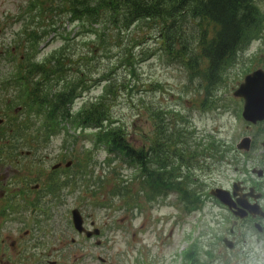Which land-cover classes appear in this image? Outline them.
Here are the masks:
<instances>
[{"label":"rangeland","instance_id":"374dc122","mask_svg":"<svg viewBox=\"0 0 264 264\" xmlns=\"http://www.w3.org/2000/svg\"><path fill=\"white\" fill-rule=\"evenodd\" d=\"M48 2L49 0H0V21L6 23L3 40L0 38V77L14 78L8 87L11 94L17 95L18 88L23 90L25 83L19 76L22 77V73H29L24 69H16L19 59L23 57L27 63V61L33 62L36 58L37 62H41L52 50L61 47L66 40L79 36L80 28L78 29L69 22L65 27L53 24L54 21L50 20L53 25L46 28L47 20L50 18L47 13L40 10H47L50 7ZM256 2L264 16V0H256ZM25 29L44 32L37 48L33 49L32 53L30 51L32 48L31 35L26 37L28 41L26 47L23 42L20 45L11 42L13 33L19 35ZM248 34L250 36L247 37ZM248 34L238 46L239 50H243V55L237 53L235 62L228 64L221 76L215 82H211V88H207L208 81L204 76L201 83V80L197 76H191L182 64L171 61L164 53L156 52L154 43L144 46V49H154L151 57L143 56L136 61L137 71L134 76V85L126 86L122 93L117 85L119 95L118 99L113 102L114 116L111 118L114 120V126L125 130V133L130 136H138L134 142L135 145L142 141L149 147L152 133L142 126L144 122L142 118L149 117L144 104H149L153 105L157 111L165 109L181 112L179 115L189 120L194 134V138L187 139L188 145L184 141L185 146L193 148L202 143L204 144L203 149L205 146L209 149L208 153L199 158L193 178L196 184L192 185L198 187L200 191L207 192L202 209L187 213L181 196H179L180 193L176 190L165 194L164 197L159 193L160 198L152 202L157 195L152 193L153 191H150L147 186H143L140 169L135 168L131 161L113 163L112 154L97 151L93 147L91 131L80 133L74 127L68 126L69 130L65 131L61 125V129L57 131L59 133L52 135L47 142V147L41 148L36 156L43 158L45 161L41 164L51 169L60 161L61 156L66 154L67 161H74L72 170L74 175V171L78 168L75 158L80 163L81 160H86V155H88V166L79 168L86 169L88 175L93 174L94 181L89 183L73 181V186L66 185L60 188L59 197L55 199L56 203L51 205L53 207L51 211L54 213L50 218L51 227H67L69 221L72 222L71 210L74 208H82L87 215L93 216L98 226H102L107 221L110 227L118 228L115 229L114 238L117 242H114L116 246L112 251L115 257L114 262L118 264H207L212 254L223 250L224 245L221 240L229 232L230 221L209 192L223 179V168L216 157L220 141L235 145L240 138L241 106L234 99L233 92L242 82L245 70L251 68L258 57L264 54V51H260L264 45V20L257 30L253 27ZM86 35L87 40H95L92 35L88 33ZM77 44L81 45V37L77 39ZM104 47H107L106 43ZM80 49L81 52L85 50L79 46L78 50ZM13 51L17 52L12 54ZM104 52L111 54L107 48ZM107 63H104V67H108ZM206 65L205 61L201 63L200 68L206 69ZM112 78L122 82L126 74L117 68L112 73ZM156 83H160L161 88H155ZM106 84L107 81L103 80L98 85H90L89 89L86 86L84 94L74 107L75 115L84 103L89 104L101 99L104 96ZM126 95H134L135 108L131 106L127 100L129 96L126 97ZM34 108L39 111L38 106L37 108L31 107V109ZM140 114L142 116L139 125L146 135L135 134L133 124ZM43 123L42 115L38 113L36 118L32 116L30 127H35L34 133L43 130L48 134ZM33 132L30 133L33 134ZM68 136L70 137L67 138ZM213 142L217 147L214 148L212 157L209 146ZM6 143L8 142H0V146L5 147ZM64 143L69 146L64 147ZM110 159L113 160L110 162ZM187 172L188 168L182 165L180 177L183 178ZM226 174L233 177V169L227 167ZM118 184L125 189L124 196H117L115 193V190L120 189H115ZM105 198H111V205H115L116 209L113 208L111 211L110 204L102 203V201L105 202ZM59 202L63 203V206L58 208ZM63 213H65V218ZM109 213L113 215L111 220L106 218ZM124 217V222L119 225L118 223ZM143 226L145 228L144 251L138 258L137 248L134 247L130 251V247L121 238L120 232L127 227L131 234L135 230L140 237ZM252 234V232L248 234V239ZM92 249L93 252H100L99 249ZM192 250L196 252L191 255ZM83 253L87 252L83 250ZM184 256L187 260L185 263ZM217 257H219L218 262L221 263L222 254L220 256L218 254ZM82 261L84 264L89 263L86 259ZM235 262V255L231 253L229 264H235Z\"/></svg>","mask_w":264,"mask_h":264},{"label":"trees","instance_id":"16d2710c","mask_svg":"<svg viewBox=\"0 0 264 264\" xmlns=\"http://www.w3.org/2000/svg\"><path fill=\"white\" fill-rule=\"evenodd\" d=\"M48 3L50 7L47 10H40L50 18L46 28L53 24L66 27L69 22L80 28L78 38L81 37V45L77 44L78 38H70L52 50L43 61L37 62L35 58L33 62L27 61L28 70L25 67L31 76V92L36 95L38 113L42 115L48 141L59 133L61 125L65 131L69 130L68 127H74L80 133L91 131L92 144L97 151L112 154L113 163L131 161L137 169L142 164L140 150L143 148L152 164L155 159L159 162L148 168L149 180L143 186L154 194L159 191L162 197L178 191L188 213L202 209L207 194L192 185L196 184L193 178L199 158L209 149L206 146L203 149L202 143L193 148L185 146L187 139L194 138V134L189 120L179 115L181 112L157 111L149 104H144L149 117L142 118V126L152 133L149 147L142 141L135 145L138 136H130L114 126L111 118L114 116L113 102L119 95L117 85L121 93L126 86L134 85L136 61L143 56L151 57L154 49H144V46L154 43L156 52L182 64L201 83L204 76L208 81L207 88H211V82H215L226 66L237 59L238 46L248 31L261 26L264 16L256 0H49ZM50 20L54 21L53 24ZM87 33L98 41L87 40ZM43 34L42 31L31 30V53ZM105 43L111 54L104 52ZM79 46L85 50L81 52ZM205 61L206 69L200 68ZM104 63L108 67H104ZM117 68L126 74L122 82L112 78ZM103 80L107 81L104 96L95 102L84 103L75 115L74 107L86 86L89 89L90 85H98ZM154 87L161 88V84L156 83ZM127 96L135 108L134 95ZM141 116H137L133 127L135 134L146 135L139 125ZM63 146L69 145L64 143ZM216 147L215 142L209 146L212 157ZM177 157H184L188 172L184 179L172 183L173 173L180 177L182 165ZM75 159L78 168L74 171L73 181H94L93 174L88 175L86 169H80L88 166V155L80 163ZM115 189H119L115 190L117 196L126 194L119 184ZM127 191L129 193V189ZM157 198L154 197L152 202ZM195 252L192 250L190 254Z\"/></svg>","mask_w":264,"mask_h":264},{"label":"flooded vegetation","instance_id":"af4514ba","mask_svg":"<svg viewBox=\"0 0 264 264\" xmlns=\"http://www.w3.org/2000/svg\"><path fill=\"white\" fill-rule=\"evenodd\" d=\"M5 24L0 21L2 40ZM30 35L31 30L28 29L19 35L13 33L11 42L25 43L26 37ZM260 51H264V45ZM238 52L243 55L242 49ZM25 67L28 70L26 60L22 57L16 69L26 70ZM255 72L261 75L255 87L264 92V54L258 57L251 68L245 70L242 82L233 92L234 99L241 106L239 141L235 145L225 141L219 143L217 158L223 168L224 182L221 181L215 188L221 189L223 195L220 199L211 197L227 214L230 226L229 232L221 240L223 250L212 254L207 264H229L231 253L235 255V264H264V109L257 115L260 117L257 121H247L243 118L245 99L235 95L245 78ZM29 76V73L19 76L25 87L23 90L18 88L17 95L9 93L8 88L14 78L0 77V142L7 141L10 144L6 143V148L0 146V264H84V259L89 261L87 264H118L114 262L112 254L116 246L114 242H117L114 238L115 229L118 228L110 227L107 221L98 226L93 216L78 208L83 229L74 226L73 218L67 227L52 228L50 225V218L54 214L51 205L56 203L60 188L74 185V161H67L64 154L49 169L41 164L45 160L36 156L41 148L47 147L48 138L46 133H34L35 127H30L32 116L36 118L38 113L37 109L31 107L37 108L38 103L35 93L31 92ZM262 97L264 99V93ZM262 105L264 107V102ZM183 158H176L181 165H185ZM140 159L142 183H146L149 180L148 168L159 162L155 159L152 164V159L143 148L140 150ZM227 167L233 169V177L226 174ZM184 177L178 178V173H173L171 182L177 183L178 179ZM65 178L69 180L65 181ZM159 193L157 191L155 195L160 198ZM102 203L110 204L111 211L116 209L115 205H111V198H105ZM59 204L58 208L63 206V203ZM75 209L71 210V215ZM112 216V213L107 214V220H111ZM124 220L125 217L118 224L122 225ZM130 232L126 227L120 232L121 238L130 251L137 248L139 258L144 251L145 228L143 226L140 237L135 230L132 234ZM250 232L253 234L248 239ZM92 248L100 252H93ZM83 250L87 253H83ZM218 254H222L221 263L218 262ZM185 260L184 256V263Z\"/></svg>","mask_w":264,"mask_h":264},{"label":"water","instance_id":"95a60500","mask_svg":"<svg viewBox=\"0 0 264 264\" xmlns=\"http://www.w3.org/2000/svg\"><path fill=\"white\" fill-rule=\"evenodd\" d=\"M260 76L261 75L259 72L248 75L245 78L244 83H242L241 86L235 91L236 96L243 97L245 99L243 118L247 121H257L260 118L257 117V115L264 109L262 105L264 102L262 93L264 92L257 90L255 87ZM210 194L215 198L220 199L223 195V191L221 189L215 188L210 191ZM72 218L74 226L77 229H83L82 216L78 209L73 210Z\"/></svg>","mask_w":264,"mask_h":264}]
</instances>
